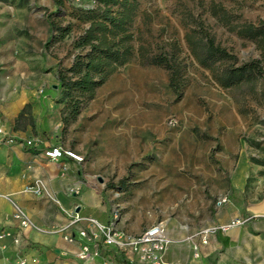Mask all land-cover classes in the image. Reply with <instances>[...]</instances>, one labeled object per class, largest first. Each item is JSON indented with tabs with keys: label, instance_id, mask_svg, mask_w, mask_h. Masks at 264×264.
<instances>
[{
	"label": "rangeland",
	"instance_id": "1",
	"mask_svg": "<svg viewBox=\"0 0 264 264\" xmlns=\"http://www.w3.org/2000/svg\"><path fill=\"white\" fill-rule=\"evenodd\" d=\"M18 1L31 3L34 29L43 32L41 40L33 34L34 50L42 46L48 55L39 71L49 83L41 89H53L60 97L51 83L57 85L58 68L68 67L79 51L77 39L87 26L82 16L95 0ZM221 1L231 22L264 25V0ZM138 2L132 43L135 48L146 44L150 54L168 51L175 42L183 64L180 90L169 85L166 68L142 63L135 52L82 103L75 119L62 122L60 141L82 158L83 173L102 186L118 213L119 228L138 233L161 222L172 236L188 239L212 223L224 203L219 201L229 197L238 161L264 166V99L247 85L222 88L190 56L184 40L193 25L188 12H203L209 0ZM203 16L216 41L240 62L264 59L252 40ZM45 18L55 26L52 32L48 28L49 39L44 37ZM254 175L246 173V198ZM257 175L264 177V170ZM108 182L114 188H107Z\"/></svg>",
	"mask_w": 264,
	"mask_h": 264
},
{
	"label": "crops",
	"instance_id": "2",
	"mask_svg": "<svg viewBox=\"0 0 264 264\" xmlns=\"http://www.w3.org/2000/svg\"><path fill=\"white\" fill-rule=\"evenodd\" d=\"M48 28L46 22L45 39ZM33 34L38 40L43 37V32L34 29L31 3L0 0V122L16 138L11 143L0 141V230H15V207L30 221L20 232L19 245L10 237L0 238V264H17L21 256L26 264H85L75 258L86 241L79 230L93 231L86 218L106 223L113 210L102 186L83 173L80 162L63 156L60 160L68 166L63 174L59 163L44 154L50 145L62 146V105L53 89H41L49 83L48 76L39 71L48 55L42 46L34 50ZM25 138L34 140V146L21 143ZM260 169L264 166L238 161L232 170V191L209 225L235 218L247 221L226 232L210 233L206 242L196 236L176 238L165 228L171 239L165 264H264V177L257 175ZM247 171H254L255 179L246 198ZM68 235L72 241L65 238ZM195 243L198 256L193 255ZM118 258L122 264H144L132 255Z\"/></svg>",
	"mask_w": 264,
	"mask_h": 264
},
{
	"label": "trees",
	"instance_id": "3",
	"mask_svg": "<svg viewBox=\"0 0 264 264\" xmlns=\"http://www.w3.org/2000/svg\"><path fill=\"white\" fill-rule=\"evenodd\" d=\"M54 2L60 4V0ZM138 6V0H95L94 7L83 14L82 20L87 26L77 39L79 51L68 67H60L56 73L57 89L62 93L57 97V102L62 105L60 114L64 125L75 119L82 103L92 99L97 87L120 66L130 62L135 52L142 63L166 68L169 85L176 91L180 90L182 84L179 77L183 64L178 58L180 49L175 42L169 44L168 51L150 54L146 44L134 47L132 26ZM206 13L224 25H230V30L237 36L252 40L263 57L264 25L254 26L247 21L233 23L231 13L221 0H209L203 12H188L193 25L188 24L184 33L190 56L209 71L219 86L233 89L247 85L252 92L258 89L264 99V59L253 58L240 62L234 53L216 41L215 34L205 24L206 17L203 15ZM45 19L50 32L54 31V23ZM107 188H114V185L108 182Z\"/></svg>",
	"mask_w": 264,
	"mask_h": 264
},
{
	"label": "built area",
	"instance_id": "4",
	"mask_svg": "<svg viewBox=\"0 0 264 264\" xmlns=\"http://www.w3.org/2000/svg\"><path fill=\"white\" fill-rule=\"evenodd\" d=\"M0 141L10 143L16 141V138L9 135L2 122H0ZM21 143L26 146H34L35 144L31 138L22 139ZM44 154L50 160L59 163V169L63 174L68 170L67 164L60 160L63 156L73 158L78 162L82 160L79 155L64 149L59 144L48 146L44 150ZM225 201L226 198H223L219 203ZM117 216L118 213L113 211L111 220L106 223H101L93 217L86 218L95 229L93 231L79 230V235L86 241L80 245L75 254L76 260L85 264H90L95 260H98L99 264H122L118 256L123 255L124 258L128 259L132 255L144 264H165L164 254L168 250L171 239L168 237L164 225L158 222L145 227L138 233H130L117 227ZM12 218L17 222L15 230L1 229L0 238L10 237L14 244L19 245L22 240L20 232L30 225V221L18 207L14 208ZM74 218L75 220L78 219L77 215ZM246 221V219L235 218L225 224L207 225L197 229L194 236L199 237L202 242H206L210 233L216 230L226 232L229 228L242 225ZM65 238L68 241L73 240L71 235L65 236ZM198 254V246L195 243L193 255L198 256ZM17 264H26V259L23 256L19 257Z\"/></svg>",
	"mask_w": 264,
	"mask_h": 264
},
{
	"label": "water",
	"instance_id": "5",
	"mask_svg": "<svg viewBox=\"0 0 264 264\" xmlns=\"http://www.w3.org/2000/svg\"><path fill=\"white\" fill-rule=\"evenodd\" d=\"M56 86H57L56 84L53 85L54 88H55ZM98 180H99L100 182L102 181L101 178H98Z\"/></svg>",
	"mask_w": 264,
	"mask_h": 264
}]
</instances>
